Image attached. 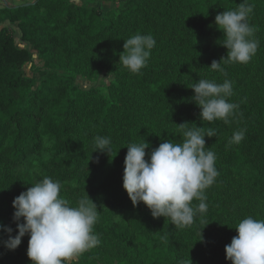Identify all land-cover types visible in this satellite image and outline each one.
<instances>
[{"label": "trees", "instance_id": "16d2710c", "mask_svg": "<svg viewBox=\"0 0 264 264\" xmlns=\"http://www.w3.org/2000/svg\"><path fill=\"white\" fill-rule=\"evenodd\" d=\"M176 1L126 0L106 15L73 0L0 7V23H18L29 45L17 47L12 28L0 29V264H40L38 256L65 264L38 223L35 246L25 240L31 223L26 205L18 215L11 209L17 193L58 221L69 250L78 233H90L92 249L72 264H99L109 252L119 264H264V95L224 100L197 73L246 87L248 70L238 63L244 33L231 23L179 22ZM227 1L264 20V0ZM141 40L149 58L137 67L123 57L143 49L135 46ZM32 50L51 73L40 84L24 69ZM103 71L116 75L109 96L76 83ZM133 89L136 103L123 107ZM155 112L165 131L201 153L176 149L175 171L139 178L137 141L151 140L139 120ZM238 176L243 193L224 197ZM180 196L190 202L175 211Z\"/></svg>", "mask_w": 264, "mask_h": 264}, {"label": "rangeland", "instance_id": "374dc122", "mask_svg": "<svg viewBox=\"0 0 264 264\" xmlns=\"http://www.w3.org/2000/svg\"><path fill=\"white\" fill-rule=\"evenodd\" d=\"M78 5L88 3L90 6H97L105 15L114 13L119 10L121 5L126 0H100L87 2L85 0H73ZM158 5H162L160 1H154ZM27 4V3H26ZM4 1L0 0V7H4ZM173 10V17L179 22H183L189 26L192 23L206 21L207 25L213 26L215 23L224 24L231 23L232 27L239 33L245 36L243 42L240 44V53L238 57V63L248 70V83L246 87L241 89L236 88L238 83L237 79H229L220 74L217 75H205L197 71V73L204 80L208 81L211 85L217 87L219 90L220 98L231 101L232 99L246 98L253 100L256 97L264 95V20L251 16L244 8L237 3V1L227 0H178L171 4ZM160 22V17L155 16L151 25L156 26ZM20 30V29H18ZM20 37L17 36V39ZM140 48H134L130 53L125 55L123 59L129 57L135 65L138 67L143 64V59L146 61L149 58V54L146 52L143 46V40L139 44L135 45ZM134 47V46H133ZM145 50V55H144ZM36 55V56H35ZM144 55V56H143ZM130 63V62H129ZM26 73L33 77L37 84H40L42 80L47 78L51 73L44 67V61L39 57L38 52H34V59L31 63L24 67ZM187 76L194 74V69L186 68ZM201 78V79H202ZM116 81V75L103 71L98 77L90 79L84 75H78L76 83L85 90L96 89L106 96L110 95L111 85ZM127 91V89H126ZM130 101L136 103L137 91L132 90L131 94L127 93L123 99V107L129 104ZM151 114V115H150ZM140 116L139 124L148 125L150 127V141H137V145L140 149V167L138 169L139 178L148 175L152 178L155 174L172 172L180 166L179 160L174 157L173 151L178 149L182 151H189L192 155L196 156L201 153V149L197 146L188 144V141L179 135H175L165 131L161 125V113L155 112ZM228 135L233 131V127H228ZM49 153L44 154V158L48 157ZM38 160V159H37ZM33 163H37L36 160ZM237 181L230 182L223 188L222 195L224 197L236 198L240 193H243V185H245V178L242 176L237 177ZM17 193V192H16ZM11 200H14L13 207L16 208L17 215L19 214V206L24 208L26 205L25 217L30 221L28 227L29 234L26 241H29L31 245L35 246V242L38 241L32 225L38 223L36 226H41L49 231L50 236L55 241V250L61 255L65 264H72L79 260V254L85 250H91L92 237L89 232H80L74 237V249L69 250L62 243V235L60 226L56 219L46 218L40 210L43 208L40 206L36 198H30L27 200L22 198V195L17 193L12 195ZM247 201V199L243 200ZM190 202V198L180 196L175 199L171 204L173 209L177 211V208L184 207ZM27 203V204H25ZM246 203V202H245ZM39 207V208H38ZM40 209V210H39ZM180 211V210H179ZM179 211L175 216L176 223L179 219ZM28 244V243H27ZM35 251V249H32ZM114 252L113 250H110ZM36 252V251H35ZM40 264H46L40 256H38ZM99 264H119V260L113 253L109 252L104 255L98 262Z\"/></svg>", "mask_w": 264, "mask_h": 264}, {"label": "crops", "instance_id": "0c3cea01", "mask_svg": "<svg viewBox=\"0 0 264 264\" xmlns=\"http://www.w3.org/2000/svg\"><path fill=\"white\" fill-rule=\"evenodd\" d=\"M2 1H4L5 6H17V5H21V4H25V3L35 2L36 0H2ZM5 26L12 28V30L14 31L15 40H16L15 43H16L17 47H19V48H28L29 47L28 43L21 39V33H20V30H18L19 29L18 23L11 24L9 21L0 23V29L2 27H5ZM17 36L20 38L17 39ZM32 51H33V53L37 52L36 50H32Z\"/></svg>", "mask_w": 264, "mask_h": 264}]
</instances>
